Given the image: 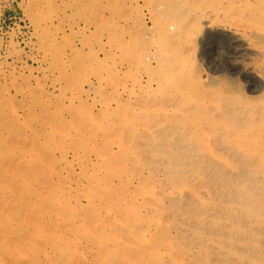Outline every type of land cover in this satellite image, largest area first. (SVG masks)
<instances>
[{
	"label": "rangeland",
	"instance_id": "rangeland-1",
	"mask_svg": "<svg viewBox=\"0 0 264 264\" xmlns=\"http://www.w3.org/2000/svg\"><path fill=\"white\" fill-rule=\"evenodd\" d=\"M263 9L264 0H0V104L7 106H2L0 120L8 121L0 130V150L6 149L0 152V230L9 233L11 241L0 242L2 262L41 264L46 257L43 264H66L67 258L72 259L69 264H259L264 223L229 208L228 199L219 194L218 175L224 173L236 183L244 180L248 187L255 175L260 181L256 184L264 185L263 174L253 168L255 162L245 160V152L229 147L223 132L208 125L204 131L194 129L186 111L220 119L234 101L238 108L229 115L247 119L249 107L264 105ZM12 107L17 112L10 114L13 119L8 115ZM195 137H207L208 143L200 148ZM177 156L187 161L196 156L198 170L192 163H178ZM250 169L252 175L244 179ZM88 197L95 207L87 204ZM156 206L160 210L154 217ZM34 218L40 227L55 229L54 240H40L31 228ZM233 220L245 228L244 236L233 230ZM24 234L40 247L31 243L29 250ZM97 239L107 244V253L96 246ZM73 243L75 248H69ZM61 244L67 251L63 263L57 251Z\"/></svg>",
	"mask_w": 264,
	"mask_h": 264
},
{
	"label": "bare ground",
	"instance_id": "bare-ground-1",
	"mask_svg": "<svg viewBox=\"0 0 264 264\" xmlns=\"http://www.w3.org/2000/svg\"><path fill=\"white\" fill-rule=\"evenodd\" d=\"M188 1V0H187ZM228 1V0H227ZM39 2V1H38ZM44 2V1H43ZM42 2V3H43ZM188 3V2H187ZM232 3V2H231ZM48 5V4H47ZM99 5V4H98ZM103 5V4H102ZM62 6V5H61ZM98 7H100V5L98 6ZM102 8H103V6H101ZM101 9V8H100ZM202 10V9H201ZM264 10V9H263ZM100 11V10H99ZM102 11H100L99 13H101ZM185 14H186V12H185ZM96 17V16H95ZM195 17V16H194ZM46 18H48V17H46ZM102 18V17H101ZM164 19V18H163ZM190 19V18H189ZM94 20H95V18H94ZM100 22H102L101 20H100ZM203 22H205V21H203ZM92 23H94V21H92ZM118 23V22H117ZM55 24V23H54ZM96 24V23H95ZM97 24H99V22L97 23ZM96 24V25H97ZM100 24H102L103 25V23H100ZM99 24V25H100ZM257 24V23H256ZM37 25V24H36ZM56 25V24H55ZM78 25V24H77ZM234 25V24H233ZM254 25V24H253ZM261 24H259V26H260ZM44 26V25H43ZM264 26V25H263ZM36 27V26H35ZM87 27V26H86ZM89 27V26H88ZM172 28H173V26H172ZM243 29V28H242ZM236 30V29H235ZM244 30V29H243ZM84 31V30H83ZM238 31H240V30H238ZM236 32V31H235ZM242 32V31H241ZM240 32V33H241ZM244 32V31H243ZM247 32V31H246ZM249 32V31H248ZM61 33V32H60ZM90 33V32H89ZM239 33V32H238ZM55 34V33H54ZM243 34V33H242ZM241 35V34H240ZM247 35V34H246ZM64 36V35H63ZM239 36V35H238ZM242 36V35H241ZM243 36H245V35H243ZM65 37V36H64ZM237 37V36H236ZM240 38V37H239ZM248 38V37H247ZM99 39H101L100 37H99ZM260 39V38H259ZM100 40H98V42H99ZM241 41V40H240ZM180 42V41H179ZM9 43V42H8ZM87 43V42H86ZM103 43V42H102ZM102 43H101V45H102ZM241 43V42H240ZM81 44V43H80ZM99 45H100V43H98ZM97 44V45H98ZM179 44V43H178ZM177 44V45H178ZM246 44V43H245ZM4 45V44H3ZM82 45V44H81ZM103 45H104V43H103ZM33 46V45H32ZM45 46V45H44ZM82 46H86V45H82ZM81 46V47H82ZM91 47V45L89 44L87 47ZM179 46V45H178ZM261 47V46H260ZM98 49H99V47H98ZM103 49V48H102ZM111 49V48H110ZM84 50V49H83ZM92 50V49H91ZM160 50V49H159ZM242 50V49H241ZM247 50V49H246ZM19 51V50H18ZM31 51V50H30ZM66 51V50H65ZM149 51V50H148ZM172 51V50H171ZM249 51V50H248ZM253 52V51H252ZM15 53V52H14ZM36 53H38V52H36ZM47 53V52H46ZM92 53H93V51H92ZM96 53V52H95ZM148 53V52H147ZM166 53V52H165ZM171 53V52H170ZM58 54V53H57ZM258 54V53H257ZM263 54V53H262ZM39 55V54H38ZM98 55V54H97ZM166 55V54H165ZM242 55H244V54H242ZM34 56V55H33ZM94 56V55H93ZM170 56H171V54H170ZM169 56V57H170ZM178 56V55H177ZM217 56V55H216ZM254 56V55H253ZM154 57V56H153ZM153 57H151V58H153ZM174 57V56H173ZM37 59V58H36ZM65 59V58H64ZM97 60V59H96ZM163 60V59H162ZM50 61V60H49ZM176 61V60H175ZM0 62H1V60H0ZM8 62V61H7ZM160 62V61H159ZM164 62V61H163ZM177 62H179L178 60H177ZM4 63V62H3ZM6 63V62H5ZM4 63V64H5ZM169 63H167L166 65H168ZM170 64H173V63H171V61H170ZM180 63H178L177 65H179ZM203 65V64H202ZM66 66H68V65H66ZM169 66V65H168ZM37 67V66H36ZM166 67V66H165ZM30 68V67H29ZM39 68V67H38ZM169 68V67H168ZM32 69V68H31ZM170 69V68H169ZM254 69H256V68H254ZM7 70V69H6ZM66 70V69H65ZM253 70V69H252ZM0 71H1V69H0ZM31 71V70H30ZM67 71V70H66ZM178 71V70H177ZM177 71H175V73H177ZM180 71H182V70H180ZM170 71H168V73H169ZM4 73H6V72H4ZM18 73V72H17ZM49 73V72H48ZM171 73H172V70H171ZM180 73V72H179ZM7 74V73H6ZM9 74V73H8ZM13 74V73H12ZM31 74V73H30ZM29 74V75H30ZM3 75L4 74H2L0 77L1 78H3ZM18 76H19V74H17ZM171 75H173V73L171 74ZM36 76V75H35ZM41 76V75H40ZM26 77V76H25ZM30 77V76H29ZM28 77V78H29ZM49 77V76H48ZM67 77V76H66ZM165 77V76H164ZM171 77H174V75L173 76H171ZM23 78H24V76H23ZM44 78V77H43ZM261 78V77H260ZM263 78V77H262ZM9 79V78H8ZM13 79V78H12ZM12 79H10V80H12ZM20 79V78H19ZM25 79V78H24ZM23 79V80H24ZM94 79V78H93ZM22 80V79H21ZM29 80V79H28ZM91 80V79H90ZM164 80V82L166 81L165 80V78L163 79ZM264 80V79H263ZM4 81V80H3ZM24 81H27L26 79L24 80ZM37 81V80H36ZM52 81V80H51ZM157 81H161V80H157ZM168 81V80H167ZM8 82V81H7ZM10 82V81H9ZM14 82H15V80H14ZM13 82V84H15ZM28 82V81H27ZM163 82V81H162ZM24 83V82H23ZM40 83V82H39ZM166 83V82H165ZM12 84V82H11V85H13ZM18 84H19V82H18ZM21 84V83H20ZM35 84V83H34ZM160 85H161V83H159ZM163 84V83H162ZM16 85H17V82H16ZM23 85V84H22ZM94 85V84H93ZM157 85H158V82H157ZM165 85H167V84H165ZM0 86H2L1 84H0ZM5 86V85H4ZM9 86V85H8ZM7 86V87H8ZM14 86V85H13ZM19 86V85H18ZM18 86H17V88H18ZM33 86V85H32ZM162 86V85H161ZM164 86V85H163ZM41 87V86H40ZM9 88V87H8ZM15 88V87H14ZM16 88V89H17ZM19 88H21V87H19ZM19 88H18V90H19ZM90 88V87H89ZM120 88V87H119ZM160 88V90H161V88L162 87H159ZM3 89H4V87H3ZM2 89V90H3ZM15 89V90H16ZM184 89V88H183ZM36 90V89H35ZM157 90H158V87H157ZM233 90V89H232ZM8 91V90H7ZM71 91V90H70ZM94 91V90H93ZM164 91V90H163ZM17 92V91H16ZM25 92V91H24ZM27 92V91H26ZM73 92H74V89H73ZM73 92H71L72 94H73ZM102 92V91H101ZM141 92V91H140ZM4 93V92H3ZM32 93V92H31ZM41 93V92H40ZM78 93V92H77ZM133 94H134V92H132ZM9 94V93H8ZM28 94V93H27ZM53 94V93H52ZM51 94V95H52ZM59 95V94H58ZM74 95V94H73ZM136 95V94H135ZM175 95V94H174ZM249 95V94H248ZM6 97V96H5ZM9 97V96H8ZM58 97V96H57ZM80 97V96H79ZM116 97V96H115ZM22 98H23V96H22ZM21 98V99H22ZM38 98V97H37ZM53 98H55L54 96H53ZM72 98V97H71ZM77 98V97H76ZM128 98V97H127ZM9 99V98H8ZM43 99V98H42ZM135 99V98H134ZM133 99V100H134ZM220 99V98H219ZM45 100V99H44ZM55 100V99H54ZM125 100H126V102H127V99H126V97H125ZM140 100V99H139ZM49 101V100H48ZM71 100H69V102H70ZM120 101V100H119ZM134 101H137V100H134ZM227 101V100H226ZM233 101V100H232ZM9 102V101H8ZM15 102V101H14ZM20 102V101H19ZM122 102V101H121ZM215 103H217V105H219L218 104V102L215 100L214 101ZM1 103V102H0ZM21 103V102H20ZM71 103V102H70ZM77 103V102H76ZM137 103V102H136ZM8 104V103H7ZM41 104V103H40ZM39 104V105H40ZM81 105L82 104H84V103H80ZM117 104V103H116ZM120 104V103H119ZM126 104H128V103H126ZM137 104H139V103H137ZM1 105V104H0ZM10 105H11V103H10ZM230 105H232V106H230L229 108H227V109H225V111H224V115H223V118H218V119H216V118H212V117H208L207 115L205 116V115H203V114H199V113H196V112H193V111H191V110H188L187 109V111H186V119H187V121L190 123V124H192L193 126H194V129H196V130H206V127L205 126H213V128L214 129H217V131H219V132H223V134H224V139H225V141L229 144V147H231V148H233L235 151H240L243 155H244V152H245V160L247 161H252V162H255V165H256V167H253L254 169H258L259 170V172H261L262 174H263V177H264V105H262V104H256V106H255V109H252L251 107H247L248 109H247V113H246V115H247V119H245L243 116L242 117H235L234 119H235V121H234V119H233V117L231 116V115H229V113H232V111H235V110H237V108H238V106H236V103L233 101L232 103H230ZM2 106H5V105H1L0 106V114L3 112V114H5V111H3L2 110ZM9 106V105H8ZM12 106V105H11ZM10 106V107H11ZM20 106V105H19ZM87 106V105H86ZM108 106V105H107ZM138 106V105H137ZM186 106H188V105H186ZM5 107H7V106H5ZM5 107H3V108H5ZM109 107V106H108ZM127 107V106H126ZM237 107V108H236ZM43 108H45V107H43ZM85 108V107H84ZM97 108V107H96ZM118 108V107H117ZM7 109V108H6ZM32 109V108H31ZM120 109V108H119ZM126 109V108H125ZM144 109H146V108H144ZM243 109V108H242ZM9 110V118H10V114H12L13 116H17V112H16V110H14L13 109V107H12V109H8ZM7 110V111H8ZM44 110V109H43ZM48 110H50L49 109V107H48ZM115 110V109H114ZM127 110H129V109H127ZM136 110V109H135ZM7 111H6V113H7ZM37 111V110H36ZM61 111V110H60ZM97 111V110H96ZM102 111V110H101ZM155 111V110H154ZM30 112H31V110H30ZM85 112H87L88 113V111H85ZM94 112V111H93ZM145 112V111H144ZM162 112H164V111H162ZM37 113V112H36ZM39 113V112H38ZM99 113V112H98ZM89 115H90V113H88ZM93 114V113H92ZM110 114H112V113H110ZM140 114V113H139ZM143 113H141V115H142ZM233 114H235V113H233ZM7 115V114H6ZM27 115V114H26ZM43 115V114H42ZM63 115V114H62ZM86 115V114H85ZM138 115V114H137ZM165 115V114H164ZM249 115H251V116H249ZM4 116V115H3ZM47 116V115H46ZM61 116V115H60ZM91 116V115H90ZM89 116V117H90ZM126 116V115H125ZM169 116V115H168ZM20 117V116H19ZM26 117V116H25ZM31 117H33V115L31 116ZM36 117H37V115H36ZM58 117V116H57ZM62 117V116H61ZM64 117V116H63ZM62 117V118H63ZM66 117V116H65ZM117 117V116H116ZM128 117V116H127ZM1 118V117H0ZM8 118V119H9ZM11 118L13 119V117L11 116ZM91 118V117H90ZM3 119V118H2ZM12 119H10L11 121H12V123H13V121H14V123H15V120H12ZM66 119H68V118H66ZM113 119V118H112ZM115 119H117V118H115ZM132 119V118H131ZM164 119V118H163ZM70 120V119H69ZM71 120H72V118H71ZM94 120H95V118H94ZM93 120V121H94ZM110 120H111V118H110ZM127 120H129V119H126V121ZM18 121V120H17ZM65 121H67V120H65ZM89 121V120H88ZM98 121H99V119H98ZM112 121H114L115 122V120H112ZM4 121L3 120H0V127H1V129L0 130H2V127L3 126H6V125H8L7 123H8V121H7V123L5 122V123H3ZM150 122H151V119H150ZM149 122V123H150ZM12 123L11 124H9L10 126H12ZM13 123V124H14ZM68 123V122H67ZM70 123V122H69ZM69 123H68V125H69ZM88 123V122H87ZM93 123V122H92ZM148 123V124H149ZM4 124H6V125H4ZM46 124V123H45ZM94 124V123H93ZM102 124V123H101ZM122 124V123H121ZM140 124V123H139ZM153 124V123H152ZM14 125H16V123L14 124ZM47 125V124H46ZM73 125V124H72ZM135 125V124H134ZM18 126V124L15 126V128ZM35 126V125H34ZM48 126V125H47ZM58 126V125H57ZM71 126V125H70ZM76 126V125H75ZM78 126V125H77ZM90 126V125H89ZM94 126H96V125H94ZM102 126H103V124H102ZM101 126V127H102ZM137 126V125H136ZM14 127V126H13ZM22 127V126H21ZM123 127H126L124 124H123ZM132 127H133V125H132ZM140 127V126H139ZM5 128V127H4ZM4 128H3V131H4ZM7 128H8V126H7ZM12 128V127H11ZM10 128V129H11ZM95 128V127H94ZM117 127H115V129H116ZM137 128V127H136ZM145 128V127H144ZM153 128V127H152ZM156 128H158V127H156ZM23 129V128H22ZM42 129V128H41ZM87 129V128H86ZM85 129V130H86ZM88 129H89V127H88ZM113 129V128H112ZM6 130V132H8V130L7 129H5ZM12 130V129H11ZM17 130H18V128H17ZM17 130H15V131H17ZM20 130V129H19ZM69 130V129H68ZM82 130H83V127H82ZM93 130V129H92ZM100 130V128L98 129V131ZM101 130H102V128H101ZM100 130V131H101ZM118 130H121V129H118ZM139 131H140V129H138ZM137 130V131H138ZM148 131H151V130H149V129H147ZM157 129H155V131H156ZM15 131H13L12 130V132H15ZM45 131V130H44ZM51 131V130H50ZM49 131V132H50ZM87 132H89L88 130H86ZM103 131H104V128H103ZM117 131V130H116ZM125 131V130H124ZM138 131V132H139ZM18 132V131H17ZM38 132H39V130H38ZM70 132V131H69ZM75 132V131H74ZM79 132V131H78ZM77 132V133H78ZM120 132V131H119ZM126 132H127V130H126ZM141 132V131H140ZM144 132V131H143ZM2 133V132H1ZM10 134H8L9 136L11 135V132H9ZM84 133V132H83ZM86 133V132H85ZM128 133V132H127ZM151 133V132H150ZM155 133H157V132H155ZM15 134H17V133H15ZM30 134H31V132H30ZM46 134H47V132H46ZM66 134V133H65ZM65 134H63V135H65ZM70 134V133H69ZM94 134H95V132H94ZM113 134V133H112ZM122 134V132L120 133V135ZM152 134V133H151ZM247 134V135H246ZM72 135V134H71ZM78 135V134H77ZM83 135V134H82ZM88 135V137H89V134H87ZM86 134H85V136H87ZM91 135H92V133H91ZM106 135V134H105ZM114 135V134H113ZM124 135V134H123ZM127 134L125 133V135H124V137L126 136ZM137 135V134H136ZM161 135V134H160ZM27 136H28V134H27ZM106 136H108V134L106 135ZM122 136V135H121ZM129 136V135H128ZM197 136V135H196ZM66 137H67V135H66ZM78 137H80V136H77V138ZM111 137V136H110ZM115 138H116V136H114ZM160 137V136H159ZM174 137V136H173ZM180 137V136H179ZM178 137V138H179ZM61 138V137H60ZM90 138V137H89ZM94 138H97V137H94ZM81 139V138H80ZM85 139V138H84ZM83 139V140H84ZM87 139V138H86ZM149 139H150V137H149ZM215 139V138H214ZM35 140V139H34ZM58 140V139H57ZM60 140V139H59ZM58 140V141H59ZM164 140L165 141H168V139H166V138H164ZM195 140H196V142L197 143H195L198 147H200V148H203L204 146H206V144L208 143V141H207V137H195ZM63 141V140H62ZM86 141V140H85ZM88 141H90V140H88ZM118 141V140H117ZM134 140H132V142H133ZM65 142V141H64ZM119 142H121V141H119ZM145 142V141H144ZM162 142V141H161ZM56 143H58L57 141H56ZM60 143L62 144V142L60 141ZM67 143H68V140H67ZM90 143V142H89ZM95 143V142H94ZM105 143V142H104ZM107 144H108V142H106ZM110 143V142H109ZM122 143V142H121ZM199 143V144H198ZM1 144V143H0ZM5 144V143H4ZM3 143H2V145H4ZM71 144V143H70ZM111 144V143H110ZM118 144V143H117ZM132 144H134V143H132ZM203 144V145H202ZM6 145H7V142H6ZM5 145V146H6ZM53 145V144H52ZM57 145V144H56ZM65 145V144H64ZM73 145V144H72ZM113 145V144H112ZM116 145V143L114 144V146ZM119 145V144H118ZM135 145V144H134ZM59 146V145H58ZM94 146V145H93ZM3 146H1V148H2ZM19 147V146H18ZM46 147V146H45ZM103 147H104V144H103ZM115 147H117V145L115 146ZM120 147V146H119ZM129 147V146H128ZM4 148V147H3ZM6 148V147H5ZM9 148V147H8ZM83 148V147H82ZM92 148V147H91ZM96 148H97V146H96ZM124 148V147H123ZM153 148H155V147H153ZM209 148V147H208ZM78 149V148H77ZM87 149V148H86ZM103 149V148H102ZM133 149V148H132ZM145 149V148H144ZM5 150L6 149H4L3 151L2 150H0V152H5ZM104 150V149H103ZM120 150V149H119ZM123 150V149H122ZM121 150V151H122ZM172 149L170 148V151H171ZM178 150V149H177ZM8 151H10V149H8ZM74 151V150H73ZM96 151V150H95ZM99 151V150H98ZM101 151V150H100ZM131 151V150H130ZM129 150L127 151V152H130ZM214 151V150H213ZM212 151V152H213ZM84 152V151H83ZM97 152V151H96ZM102 152V151H101ZM101 152H99V154L101 153ZM133 152V151H132ZM215 153H216V151H214ZM6 153V152H5ZM5 153H3V154H5ZM11 153V152H10ZM98 153H97V156L99 155ZM102 154V153H101ZM210 154V153H209ZM19 155V154H18ZM154 155V154H153ZM162 155H164V154H162ZM82 156V155H81ZM129 156V155H128ZM213 156V155H212ZM65 157V156H64ZM80 157V156H79ZM94 157V156H93ZM100 157V156H99ZM102 157V156H101ZM122 157V156H121ZM125 157V156H124ZM126 157H127V154H126ZM133 157V156H132ZM142 157V156H141ZM165 157V156H164ZM191 157H193V156H189L188 157V159L190 158V161H187L186 159H185V156H182L181 158L179 157V156H177L176 158H177V160L176 161H178V163H181V164H183V163H185V162H189V163H192L194 166H195V168H197V169H194V170H198V167L196 166V164L198 163V159L196 158V156H195V159L194 158H192V160H191ZM89 158V157H88ZM95 158V157H94ZM104 158V157H103ZM102 158V159H103ZM128 158V157H127ZM131 158V157H130ZM138 158V157H137ZM143 158H144V156H143ZM146 158V157H145ZM235 158V157H234ZM152 159V158H151ZM156 159H158V158H155V160ZM223 159H224V157H223ZM226 159V158H225ZM91 160V159H90ZM112 160V159H111ZM165 160V159H164ZM167 160V159H166ZM21 161V160H20ZM65 161V160H64ZM68 161V160H67ZM96 161H97V159H96ZM223 161V160H222ZM242 161H244V159H242ZM241 161V162H242ZM88 162V161H87ZM91 162V161H90ZM130 162V161H129ZM170 162V161H169ZM84 163V162H83ZM117 163V162H116ZM128 163V162H127ZM227 163V162H226ZM68 164V163H67ZM140 164H141V162H140ZM224 164H225V162H224ZM228 164V163H227ZM237 164V163H236ZM128 166V165H127ZM126 166V167H127ZM193 166V167H194ZM69 167H70V165H69ZM82 167V166H81ZM95 167V166H94ZM98 167V166H97ZM104 167H105V165H104ZM112 167V166H111ZM151 167V166H150ZM228 167V166H227ZM83 168V167H82ZM118 168V167H117ZM225 168V167H224ZM94 169V168H93ZM98 169V168H97ZM100 169V168H99ZM145 169V168H144ZM222 169V168H221ZM234 169V168H233ZM232 168H231V174H233L234 173V170H233ZM59 170V169H58ZM109 170V169H108ZM110 170H111V168H110ZM82 171V170H81ZM94 171H96V170H94ZM122 171H123V169H122ZM39 172V171H38ZM67 172V171H66ZM78 172H79V170H78ZM114 172H116V171H114ZM69 173V172H68ZM86 173V172H85ZM90 173V172H89ZM95 173V172H94ZM120 173V172H119ZM123 173V172H122ZM144 173V172H143ZM252 173V169H250L249 170V172H248V174L246 175V177L244 178V179H247V178H249V175H252L251 174ZM88 174V173H87ZM121 174V173H120ZM113 175V174H112ZM158 175V174H157ZM86 176V175H85ZM159 176H160V174H159ZM199 176V175H198ZM257 175H255V176H252L251 177V179L253 180V181H250V184L248 185V187H245L246 186V181H244L243 180V182H239V183H236L235 181H234V178L233 179H230V178H228L227 176H226V174H224V173H221V172H219V175H218V178L221 180V182L219 183V194H221V195H223L226 199H228V201H229V203H230V205L231 206H229V208H231L232 210L234 209L236 212H238V211H242L243 212V214L246 216V217H249L250 219H252V220H254L255 222L257 221V222H261V223H264V188H263V184H259V185H257L256 184V182H258L259 180L257 179V178H254V177H256ZM53 177V176H52ZM100 177V176H99ZM113 177V176H112ZM208 177V176H207ZM230 177H231V175H230ZM95 178V177H94ZM121 178H122V176H121ZM124 178V177H123ZM135 178V177H134ZM82 179V178H81ZM96 179V178H95ZM101 179V178H100ZM40 180V179H39ZM99 180V179H98ZM104 180H105V178H104ZM112 180V179H111ZM111 180H109V181H111ZM135 180V179H134ZM148 180V179H147ZM164 180V179H163ZM90 181V180H89ZM106 181V180H105ZM113 181V180H112ZM125 181V180H124ZM140 181H142V180H140ZM145 181H146V179H145ZM205 181V180H204ZM41 182V181H40ZM44 182V181H43ZM72 182V181H71ZM116 182V181H115ZM260 182V181H259ZM93 183V182H92ZM108 183V182H107ZM157 183V182H156ZM109 184V183H108ZM112 184V183H111ZM119 184V183H118ZM133 184V183H132ZM141 185V184H140ZM239 185H241V186H244L245 188H244V190L243 191H240L239 189H238V186ZM90 186V185H89ZM76 187V186H75ZM74 187V188H75ZM130 187V186H129ZM45 188V187H44ZM57 188H59V187H56V189ZM73 188V187H72ZM83 188V187H82ZM91 188V187H90ZM108 188V187H107ZM123 188V187H122ZM134 189V188H133ZM178 189V188H177ZM189 189H191V187L189 188ZM241 189H243V187L241 188ZM93 190V189H92ZM136 190V189H135ZM142 190V189H141ZM192 190V189H191ZM55 191V190H54ZM94 191V190H93ZM145 191V190H144ZM143 191V192H144ZM201 191V190H200ZM203 191V190H202ZM201 191V192H202ZM56 192V191H55ZM77 192H78V190H77ZM79 192H81V191H79ZM134 192V191H133ZM180 192V191H179ZM183 192H185V191H183ZM206 192V191H205ZM45 193V192H44ZM129 193H130V191H129ZM135 193H137V191H135ZM52 194H53V191H52ZM55 194V193H54ZM78 194V193H77ZM80 194V193H79ZM85 194V193H84ZM90 194V193H89ZM94 194H96V193H94ZM94 194L92 195V196H94ZM138 194V193H137ZM194 194H196V191H195V193ZM203 194V193H202ZM45 194H43V196H44ZM82 195H83V193H82ZM90 195V196H91ZM97 195V194H96ZM98 195H99V193H98ZM151 195V194H150ZM175 195V194H174ZM204 195V194H203ZM51 196H53V195H51ZM59 196V195H58ZM65 196V195H64ZM91 196V198H93ZM100 196V195H99ZM101 196H102V194H101ZM104 196V195H103ZM123 196V195H122ZM215 196V195H214ZM49 197V196H48ZM185 197V196H184ZM198 197V196H197ZM203 197V196H202ZM223 197V198H224ZM53 198V197H52ZM59 198V197H58ZM57 198V199H58ZM91 198L90 197H88L87 198V204H89V206L91 205V208H93V207H95V206H93L92 204H91ZM99 198V197H98ZM102 198V197H101ZM115 198V197H114ZM201 198V197H200ZM222 197H220V199H221ZM127 199V198H126ZM141 199H143V198H141ZM153 200H154V202H155V199L154 198H152ZM202 199V198H201ZM204 199V198H203ZM39 200H41V198L39 199ZM63 200V199H62ZM66 200H67V198H66ZM86 200V199H85ZM94 200V199H93ZM97 200H99V199H97ZM164 200V199H163ZM10 201V200H9ZM12 201V200H11ZM72 201V200H71ZM101 201H103V200H101ZM106 201V200H105ZM114 201V200H113ZM142 201H144V200H142ZM158 201V200H157ZM37 202V201H36ZM64 202V201H63ZM62 202V203H63ZM94 202V201H93ZM107 202V201H106ZM183 202V201H182ZM1 203V202H0ZM4 203H5V200L2 202V204L4 205ZM38 203V202H37ZM103 203V202H102ZM102 203H101V205H102ZM165 203V202H164ZM181 203V202H180ZM203 203V202H202ZM60 204H61V202H60ZM69 204V203H68ZM34 205H36V204H34ZM77 205V204H76ZM75 205V206H76ZM107 205H109L108 204V202H107ZM113 205V204H112ZM62 206V205H61ZM67 206V205H66ZM71 206H72V204H71ZM93 206V207H92ZM98 206H100V205H98ZM97 206V207H98ZM139 206V205H138ZM179 206H180V204H179ZM4 207V206H3ZM2 207V208H3ZM30 207V206H29ZM83 207V206H82ZM85 207V206H84ZM108 207H110V206H108ZM129 207V206H128ZM131 207H132V205H131ZM1 208V209H2ZM10 208V207H9ZM8 208V209H9ZM47 208V207H46ZM53 208V207H52ZM61 208V207H60ZM67 208H70V207H67ZM78 208V207H77ZM146 208V207H145ZM211 208H213V206L211 207ZM226 208V207H225ZM64 210H65V208H63ZM86 209V208H85ZM88 209V208H87ZM101 209V208H100ZM104 209H106V207L104 208ZM120 209V208H119ZM193 209H195V208H193ZM214 209V208H213ZM221 209V208H220ZM5 210H7V209H5ZM47 210H48V208H47ZM50 210V209H49ZM61 210V209H60ZM159 208L156 206V207H154L153 208V212L151 213L152 215H154V214H157V213H159ZM198 210V209H197ZM226 210V209H225ZM3 211V210H2ZM55 211V210H54ZM81 211V210H80ZM97 211V210H96ZM95 211V212H96ZM100 211V210H99ZM165 211V210H164ZM215 211V210H214ZM229 211H231V210H229ZM234 211V212H235ZM5 212V211H4ZM3 212V213H4ZM70 212V211H69ZM104 212H106V211H104ZM118 212V211H117ZM212 212V211H211ZM54 213V212H53ZM111 213V212H110ZM122 213V212H121ZM154 213V214H153ZM207 213V212H206ZM210 213V212H209ZM215 213V212H214ZM213 213V214H214ZM219 213V212H218ZM30 214V213H29ZM57 214H58V210H57ZM70 214V213H69ZM68 214V215H69ZM72 214H74L73 212H72ZM142 214V213H141ZM144 214V213H143ZM220 214V213H219ZM218 214V215H219ZM229 213H227V215H228ZM235 214V213H234ZM240 214V213H239ZM6 215V214H5ZM27 215V214H26ZM52 215V214H51ZM107 216H108V213L106 214ZM231 217H232V215L233 214H229ZM53 216H56V215H53ZM58 216V215H57ZM70 216H72V215H70ZM78 216H80V215H78ZM101 216V215H100ZM121 216V215H120ZM223 216V215H222ZM222 216H220V217H222ZM60 217V215L58 216V218ZM73 217H74V215H73ZM83 217V216H82ZM102 217V216H101ZM146 217V216H145ZM152 217V216H151ZM154 217H155V215H154ZM240 217V216H239ZM9 219H10V217H8ZM7 218V219H8ZM25 219H26V216L24 217ZM27 218H29L28 216H27ZM30 218H31V216H30ZM40 218V217H39ZM50 218V217H49ZM62 218V217H61ZM60 218V219H61ZM106 218V217H105ZM125 218H127V217H125ZM124 218V221L126 222L127 220ZM229 218V217H228ZM59 219V220H60ZM77 219H79V218H77ZM83 219V218H82ZM82 219H81V221H82ZM93 219V218H92ZM95 219V218H94ZM102 219V221L104 220L103 218H101ZM110 219V218H109ZM120 219V218H119ZM229 219H231V218H229ZM28 220V219H27ZM33 220V219H32ZM73 220V219H72ZM71 220V221H72ZM76 220V219H75ZM96 220V219H95ZM179 220V219H178ZM29 221H30V219H29ZM34 224H33V226H31V228H33L34 229V231L35 230H37V234H38V237L40 238V240H46V238H51L52 237V239H53V232L55 231V229H53L54 231H48L49 230V228L47 229V228H45L44 226H41L40 227V223L38 222V220L36 219V218H34ZM39 221H40V219H39ZM87 221V220H86ZM85 221V222H86ZM89 221V220H88ZM97 221V220H96ZM105 221V220H104ZM123 221V220H122ZM122 221H120L119 223L121 224V223H123ZM155 221H157V220H155ZM1 222V221H0ZM45 222H47V221H45ZM52 222H54V221H52ZM61 222V221H60ZM73 222V221H72ZM98 222H100L101 223V221H98ZM118 222V221H117ZM189 222V221H188ZM187 222V223H188ZM203 222V221H202ZM214 222H215V220L214 221H212L210 224L211 225H213L214 224ZM254 222V223H255ZM2 223V222H1ZM55 223V222H54ZM58 223V222H57ZM65 223V222H64ZM63 223V224H64ZM68 223V222H67ZM77 223V222H76ZM79 223V222H78ZM92 223V222H91ZM99 223V224H100ZM106 224H108V222H105ZM151 224H153L152 222H150ZM224 223V222H223ZM13 224V223H12ZM29 224L31 225L32 223H30L29 222ZM59 224V223H58ZM61 224V223H60ZM73 224V223H72ZM71 224V225H72ZM92 224H94V223H92ZM97 224V223H96ZM103 223H101V225H102ZM147 224V223H146ZM203 224V223H202ZM216 224V223H215ZM5 225V224H4ZM75 225V224H74ZM98 225V224H97ZM119 225V224H118ZM140 225V224H139ZM169 225V224H168ZM231 225H232V228H233V230L235 231V232H237V233H244L243 234V236L245 235V233H246V231H245V228L242 226V225H239V222H235L234 220L232 221V223H231ZM2 225H0V227H1ZM50 226H52V225H50ZM58 226V225H57ZM63 226V225H62ZM66 226H68V225H66ZM66 226H65V228L63 227L62 229H66ZM77 226V225H76ZM90 227H91V225H89ZM133 226V225H132ZM152 226V225H151ZM8 227V226H7ZM18 227V226H17ZM48 227V226H47ZM55 227V226H54ZM68 227H71V229H73L72 227H74L73 225L72 226H68ZM79 227H81V226H79L78 225V228ZM94 227H95V225H94ZM108 227V226H107ZM106 227V225H105V228H107ZM252 227L253 226H251V225H249V230H250V228L252 229ZM256 227V226H255ZM6 228V227H5ZM51 228V227H50ZM56 228V227H55ZM118 228H120V227H118ZM196 228H198V227H196ZM200 228V227H199ZM202 228V227H201ZM205 228V227H204ZM58 229V228H57ZM56 229V230H57ZM69 229V228H68ZM70 229V230H71ZM86 230H87V228H85ZM122 229V228H121ZM257 229V228H256ZM6 230H8V228H6ZM12 230V229H11ZM10 230V231H11ZM131 230V229H130ZM150 230V229H149ZM148 230V231H149ZM247 230H248V228H247ZM16 231H18L17 229H16ZM63 231V230H62ZM67 231V230H66ZM78 231H79V229H78ZM81 231V230H80ZM79 231V232H80ZM97 231H99V230H97ZM96 230H95V233L97 232ZM107 231H108V229H107ZM110 231V230H109ZM113 231V230H112ZM111 231V232H112ZM114 231H116V230H114ZM120 231V230H119ZM143 231V230H142ZM204 231H205V229H204ZM222 231H224V230H222ZM221 231V232H222ZM33 234H36L35 232H33V230L31 231ZM65 232V231H64ZM85 232V231H84ZM87 232V231H86ZM102 232H104V229H103V231ZM182 232H184V231H182ZM264 232V231H263ZM23 233H25V231L23 232ZM58 233H59V230H58ZM66 233H68V232H66ZM81 233H83L82 231H81ZM94 233V235H97L98 236V234H95ZM131 233H133L132 232V230H131ZM143 233V232H142ZM9 233H6L4 230H0V242L1 243H5L6 241L7 242H11V241H8L9 240V238H10V235H8ZM111 234V233H110ZM120 234H122V233H120ZM134 234V233H133ZM140 233H138V235H139ZM146 234V233H145ZM164 234V233H163ZM189 234V233H188ZM12 235V234H11ZM57 235V234H56ZM60 235H62V234H60ZM59 235V236H60ZM78 235H80V233L78 234ZM77 235V236H78ZM91 235V234H90ZM89 235V236H90ZM104 235V234H103ZM105 235H106V233H105ZM137 235V234H136ZM63 236V235H62ZM70 236V235H69ZM73 236V235H72ZM76 236V237H77ZM81 236H82V234L80 235V238H81ZM83 236H84V234H83ZM82 236V237H83ZM88 236V235H87ZM88 236V237H89ZM99 236H101L100 234H99ZM99 236H98V239H99ZM112 236V235H111ZM141 236H142V234H141ZM167 236V235H166ZM184 236V235H183ZM24 237H25V239H26V241H27V243L30 245H28L29 246V250L31 249V243H32V245L33 244H37V243H33V241H32V236L30 235V234H24ZM24 237H23V239H24ZM92 237H94V236H92ZM113 237V236H112ZM138 237V236H137ZM192 237V236H191ZM259 237V236H258ZM14 238H15V236H14ZM60 238H62V237H60ZM71 238V237H70ZM73 238V237H72ZM84 238V237H83ZM83 238L81 239V240H83ZM86 238V237H85ZM95 238V237H94ZM93 238V239H94ZM100 238H102V237H100ZM148 238V237H147ZM184 238V237H183ZM24 239V240H25ZM68 239V238H67ZM98 239H97V241H98ZM119 239H121V238H119ZM162 239H164V237L163 238H161V240ZM15 240H17V237H16V239H12V242H13V244L15 245L16 244V242H14ZM54 240V239H53ZM76 240V239H75ZM74 240V241H75ZM88 240V239H87ZM100 240V239H99ZM104 240H105V238H104ZM36 241H39V239L38 240H36ZM35 241V242H36ZM70 241V240H69ZM73 241V240H72ZM85 241H86V239H85ZM84 241V242H85ZM90 241H92V239L90 240ZM89 240H88V242H90ZM96 241V242H97ZM192 241V240H191ZM6 242V243H7ZM79 242V241H78ZM77 242V243H78ZM116 242H117V240H116ZM147 242H148V240H147ZM259 243H261L260 241H258ZM39 243V242H38ZM61 243V242H60ZM87 243V242H86ZM101 243H103V242H99L98 241V243H97V245L96 246H98V245H100V246H98L99 247V250H102L103 251V253L105 252V253H107V249L108 248H106L107 247V244L106 243H104V244H101ZM163 243H164V241H163ZM224 243V242H223ZM226 243V242H225ZM19 244V243H18ZM17 244V245H18ZM40 244V243H39ZM39 244H37L38 246H39ZM41 244H43L42 242H41ZM62 244H64L63 242H62ZM62 244H61V247L59 248V246H58V249H57V251H58V253L60 254V257H61V259H62V263H63V259L65 258V255L67 254V251H65V249L62 247ZM66 244V243H65ZM80 244V243H79ZM78 244V245H79ZM93 244V243H92ZM165 244V243H164ZM237 244V243H236ZM6 245V244H5ZM71 245V244H70ZM78 245H76V246H78ZM90 245H91V242H90ZM154 245H156V244H154ZM192 245H193V243H192ZM20 244L18 245V248L20 249ZM43 246V245H42ZM69 246V245H68ZM73 246H74V243H73ZM82 246V245H81ZM92 246V245H91ZM151 246H153V245H151ZM207 246V245H206ZM10 247V246H9ZM13 247V246H12ZM15 247V246H14ZM33 247V246H32ZM40 247V246H39ZM93 247V246H92ZM193 247V246H192ZM205 247V246H204ZM212 247V246H211ZM229 247V246H228ZM4 248V247H3ZM69 248H71V249H73V248H75V246L74 247H70L69 246ZM84 248V247H83ZM86 248V247H85ZM10 249V248H9ZM51 249V248H50ZM152 249H153V247H152ZM198 249V248H197ZM260 249V248H259ZM263 249H264V245H263ZM18 249H14V251H15V254L16 255H19V256H22V255H20V253H18V251H17ZM34 250H37V248L36 249H34ZM41 250H43V248L42 249H40V251ZM82 250V249H81ZM88 250H89V247H88ZM92 250V249H91ZM106 250V251H105ZM75 251V250H74ZM73 251V252H74ZM111 251V250H110ZM248 251V250H247ZM3 252V251H2ZM22 252V251H21ZM37 252H39V250L37 251ZM41 252H44V250L43 251H41ZM50 252V251H49ZM71 252V251H70ZM73 252H71V253H73ZM97 252V251H96ZM150 252H151V250H150ZM169 252V251H168ZM183 252H184V249H183ZM18 253V254H17ZM22 253H24V250H23V252ZM26 253V252H25ZM40 253V252H39ZM54 253H56V252H54ZM79 253H81L80 251H79ZM193 253V252H192ZM12 254V253H11ZM14 254V253H13ZM68 254H69V251H68ZM74 254V253H73ZM99 254V253H98ZM98 254H97V256H98ZM261 254V253H260ZM39 255V254H38ZM43 255V254H42ZM46 255V254H45ZM44 255V256H45ZM56 255V254H55ZM77 255H78V253H77ZM81 255V254H80ZM104 255V254H103ZM106 255V254H105ZM208 255V254H207ZM13 255H11V257H12ZM24 257H25V254L23 255ZM47 256V255H46ZM57 256V255H56ZM95 256H96V254H95ZM166 256V255H165ZM206 256V255H205ZM217 256V255H216ZM23 257V258H24ZM27 257V256H26ZM74 257V256H73ZM75 257H76V255H75ZM74 257V258H75ZM78 257H81V256H78ZM213 257V256H212ZM223 257V256H222ZM221 257V258H222ZM225 257H227V256H225ZM1 258V257H0ZM36 258H38V257H36ZM54 258V257H53ZM96 258V257H95ZM97 258H99V257H97ZM96 258V259H97ZM105 258V257H104ZM165 258V257H164ZM27 259V258H26ZM25 259V260H26ZM50 258L48 257V260H49ZM61 259H59V261L61 260ZM76 259L77 260H79V258H77L76 257ZM85 259V258H84ZM100 259V258H99ZM218 259H220V257L218 258ZM7 260V259H6ZM5 260V262L6 263H8L7 261ZM22 260V259H21ZM24 260V259H23ZM45 260H46V257H45V259H43V260H40V263L41 264H43V263H45ZM51 260V259H50ZM75 260V259H74ZM101 260H102V258H101ZM176 260V259H175ZM13 261L15 262V260L13 259ZM42 261H44V262H42ZM52 261V260H51ZM65 263L66 264H69V263H71V261H72V259H70V258H67V259H65ZM76 261V260H75ZM83 261V260H82ZM85 261V260H84ZM182 261V260H181ZM180 261V262H181ZM209 261H210V259H209ZM228 261V260H227ZM259 261H260V263L259 264H264V252H263V255H261V257H259ZM21 262V261H20ZM19 262V263H20ZM47 262V261H46ZM55 262V261H54ZM69 262V263H68ZM76 262H80V261H76ZM76 262H72V263H76ZM93 262V261H92ZM100 262V261H99ZM102 263L104 262V261H101ZM100 262V263H101ZM164 262V261H163ZM190 262H191V260H190ZM5 264L4 263V261L2 262V258L0 259V264ZM12 262H10V264H11ZM17 263V262H16ZM18 263V264H19ZM21 263H24V262H21ZM25 263H28L27 261L25 262ZM52 263V262H51ZM81 263V262H80ZM94 263V262H93ZM98 263V262H97ZM99 263V264H100ZM197 263H198V261H197ZM15 264V263H14ZM64 264V263H63ZM84 264V263H83ZM104 264V263H103ZM118 264V263H117ZM130 264V263H129ZM152 264H158V263H152ZM166 264V263H165ZM194 264H196L195 262H194ZM247 264H248V262H247Z\"/></svg>",
	"mask_w": 264,
	"mask_h": 264
}]
</instances>
